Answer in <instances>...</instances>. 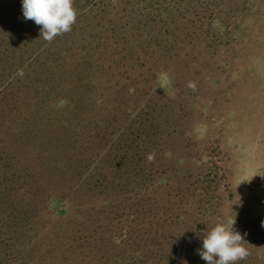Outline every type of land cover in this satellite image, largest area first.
<instances>
[{"label":"rangeland","instance_id":"obj_1","mask_svg":"<svg viewBox=\"0 0 264 264\" xmlns=\"http://www.w3.org/2000/svg\"><path fill=\"white\" fill-rule=\"evenodd\" d=\"M138 2L48 43L0 0V264H207L235 215L264 264V0Z\"/></svg>","mask_w":264,"mask_h":264},{"label":"clouds","instance_id":"obj_2","mask_svg":"<svg viewBox=\"0 0 264 264\" xmlns=\"http://www.w3.org/2000/svg\"><path fill=\"white\" fill-rule=\"evenodd\" d=\"M22 11L25 20H32L41 26L40 37L48 43L70 32L77 19L74 0H22ZM189 86L194 87L191 84ZM152 159L150 156L149 161ZM235 224L236 215L217 222L201 234L203 246L198 249V254L207 264H238L250 255L249 249L245 247L247 242L235 230Z\"/></svg>","mask_w":264,"mask_h":264},{"label":"trees","instance_id":"obj_3","mask_svg":"<svg viewBox=\"0 0 264 264\" xmlns=\"http://www.w3.org/2000/svg\"><path fill=\"white\" fill-rule=\"evenodd\" d=\"M164 1H168V0H163V1H160V0H139V2L137 4V8L139 9L140 14H143V15H147V14L150 15L153 13L152 11H154V10L165 12L168 9V7L170 8V4L166 3L167 7H163L161 3ZM160 4H161V7H159L160 10H158V5H160ZM155 7L157 9H154ZM155 16L156 15H154L153 19H151L152 21H155V19H156ZM158 180H159L160 184L163 182H166L165 177H159ZM60 212L64 213L65 209H61Z\"/></svg>","mask_w":264,"mask_h":264}]
</instances>
